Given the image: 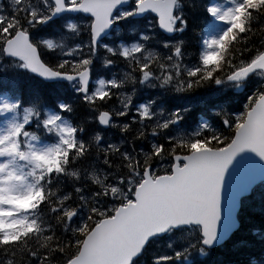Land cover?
<instances>
[{"label":"snow or ice","instance_id":"obj_1","mask_svg":"<svg viewBox=\"0 0 264 264\" xmlns=\"http://www.w3.org/2000/svg\"><path fill=\"white\" fill-rule=\"evenodd\" d=\"M0 264H264V0H0Z\"/></svg>","mask_w":264,"mask_h":264}]
</instances>
